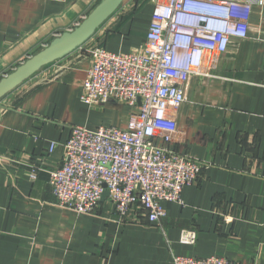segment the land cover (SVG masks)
Returning <instances> with one entry per match:
<instances>
[{"label": "crops", "instance_id": "crops-1", "mask_svg": "<svg viewBox=\"0 0 264 264\" xmlns=\"http://www.w3.org/2000/svg\"><path fill=\"white\" fill-rule=\"evenodd\" d=\"M99 1L0 0V79L73 30ZM234 1L252 5L248 37L210 56L172 114L173 141L156 138L204 164L183 189L184 205L164 202L160 223L136 210L122 218L108 198L94 214L58 208L49 175L62 166L73 127H127L132 107L81 101L87 49H138L150 0L125 1L89 42L0 101V264H172L173 254L264 264V0ZM186 231L196 232L194 244L181 243Z\"/></svg>", "mask_w": 264, "mask_h": 264}, {"label": "built area", "instance_id": "built-area-1", "mask_svg": "<svg viewBox=\"0 0 264 264\" xmlns=\"http://www.w3.org/2000/svg\"><path fill=\"white\" fill-rule=\"evenodd\" d=\"M146 41L129 53L103 46L90 57L81 101L90 108L110 102L133 108L125 129L75 126L59 169L49 172L58 208L94 214L103 194L125 218L131 211L149 222L166 217L164 202L184 205L182 192L195 184L204 164L167 147L177 132L172 114L187 101L192 76L211 55H223L232 40L248 37L250 3L234 0H150ZM262 4V0H257ZM55 144L52 146L54 148ZM36 179V170L30 174ZM186 231L183 245L194 244ZM172 264H238L224 258L172 255Z\"/></svg>", "mask_w": 264, "mask_h": 264}, {"label": "water", "instance_id": "water-1", "mask_svg": "<svg viewBox=\"0 0 264 264\" xmlns=\"http://www.w3.org/2000/svg\"><path fill=\"white\" fill-rule=\"evenodd\" d=\"M127 0H100L88 16L73 30L54 37L46 47L26 59L14 71L0 79V101L46 66L57 62L91 40L96 32ZM109 197L103 194L102 200ZM101 200V201H102Z\"/></svg>", "mask_w": 264, "mask_h": 264}]
</instances>
